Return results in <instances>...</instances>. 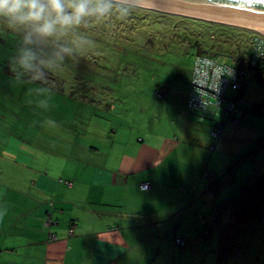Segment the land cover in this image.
Segmentation results:
<instances>
[{
  "label": "rangeland",
  "instance_id": "obj_1",
  "mask_svg": "<svg viewBox=\"0 0 264 264\" xmlns=\"http://www.w3.org/2000/svg\"><path fill=\"white\" fill-rule=\"evenodd\" d=\"M255 37L263 48L264 35L255 30L135 5L127 19L92 20L66 35L50 39L46 50L66 46L73 51L65 56L61 70L50 72L49 85L59 94L44 106L38 105L40 101L26 103L25 114L32 116L33 144L46 136L49 147L45 155L49 165L54 159L60 160L59 165H62L76 163V155L70 153L78 146L81 149L98 147L100 155L105 149L116 152L119 142L124 140L129 142V153H132V146L140 142L139 138L146 140L149 135L157 142L162 135L174 137V132H185L187 127L197 123V116L187 112L179 94L186 95L190 91L196 54L237 53L238 43L241 50L249 46L250 54ZM17 40L18 34L0 22L1 60L8 57ZM86 41H94V47ZM3 66L0 62V67ZM156 89H163L164 95L159 96ZM235 95L236 92L227 90L228 97ZM263 98L264 90L250 77L242 96V107ZM49 120H54L55 125L45 123ZM224 121L219 140L210 136L212 122L204 120L196 124L198 146L203 145L205 152L200 174L205 170L222 172L264 138V114L242 116L239 123ZM117 129L119 133L115 135ZM107 131L111 138L105 143ZM177 138L181 143L167 161L185 165L188 145L182 137L177 135ZM164 171L174 173V170ZM254 172H264V146L237 165L232 183L224 187L216 202L237 194L236 187ZM189 181L201 186L199 178L191 176ZM205 182L207 178L202 176V183ZM201 207V202L196 200L191 214ZM209 209L205 206L203 215ZM199 224L197 219L191 221L188 224L191 231L183 228L184 231L178 233L186 238V245L181 249L172 243L170 248L176 251L172 264H264V228L256 234L248 225L234 227L223 230L219 237L216 231L210 233L209 227L204 237L197 238L193 232L196 227L201 228ZM231 235L232 242L227 239Z\"/></svg>",
  "mask_w": 264,
  "mask_h": 264
},
{
  "label": "crops",
  "instance_id": "obj_2",
  "mask_svg": "<svg viewBox=\"0 0 264 264\" xmlns=\"http://www.w3.org/2000/svg\"><path fill=\"white\" fill-rule=\"evenodd\" d=\"M6 58L0 59V210L6 209L0 218V264L174 263L170 226L182 228L203 216L187 214L198 185L187 180L200 178L204 163L195 131L200 122L157 142L149 135L139 138L132 153L124 140L116 152L105 149L100 155L98 147L78 146L70 153L76 163L59 165L54 159L49 165L47 137L33 144L26 91L44 87L52 98L59 91L40 84L17 87ZM179 95L186 104L187 94ZM32 101L47 105L48 92ZM177 135L188 145L185 165L167 161L181 143ZM110 138L107 131L105 143ZM145 181L152 183L148 191L138 186ZM200 223L204 230L207 223Z\"/></svg>",
  "mask_w": 264,
  "mask_h": 264
},
{
  "label": "trees",
  "instance_id": "obj_3",
  "mask_svg": "<svg viewBox=\"0 0 264 264\" xmlns=\"http://www.w3.org/2000/svg\"><path fill=\"white\" fill-rule=\"evenodd\" d=\"M257 40L258 38L255 37L254 41L251 42L253 44L254 50L253 52H250V54L248 53L249 51H251L249 46L245 44L244 46L247 47L241 50L239 49L240 44L238 43L237 53H233V54L228 53L226 55H220V54L205 55L203 53H197L195 56V58L197 56H206L209 58H221L222 60L231 63L232 66H234L236 69H243L246 74L245 78L247 82L244 83L240 88L233 89L231 87H227L223 93V100L220 101L222 107H226L229 101H235L236 108H238L239 111L232 117L239 119L238 122H236L235 120H232L228 115H222V113H217L216 115H211V114L207 115L206 112H203L201 110L199 111L191 106L190 99L193 90V83H192L193 66H192L191 87L186 98V110L190 114L197 116V120L199 122H203L204 120H208L212 122L210 126V136L212 137L213 140H219L221 138L222 131L226 123L224 120H230L231 122L239 123L241 121L242 116L264 114V98L258 102L252 103L245 107H242L241 105L244 89L246 88V85L250 77L255 78L258 84L260 85V87L264 90V58L259 57L258 49H261L262 45ZM243 52H245L248 55L246 56L243 55L242 54ZM49 78H50V73H49ZM49 84L50 83L48 82L46 85L50 86ZM229 89L236 92L235 97L227 96V90ZM155 91L159 96L164 95L163 89H156ZM215 132L218 133L219 135L216 136L214 134ZM214 146L215 145H213V147ZM263 146H264V138L258 144L252 147L246 154H244V156L241 157L238 162L228 166L222 172L214 173L212 171L205 170L202 174H200L201 178H199V181H201L200 184L201 186L197 185L196 187H194V189L191 191V194L194 195L195 191H197L196 194L198 196L197 199H199V201L201 202L202 207L200 210H197V212L193 213V216L195 214L200 215V213L203 215V212H205L204 211L205 206H209L210 209L208 213H206L205 215L199 218L201 222L205 221L207 223V226L204 230L199 227H196L195 233L193 232V235H195V237L202 238L209 231H211L210 233H212V231L218 232L220 237L221 233H223V230L225 229L229 230L234 227L239 228L246 225L250 226L252 230L255 231L256 234L262 231V229L264 228V172H254L250 174V176H247L246 179L243 181V183L238 187H236L238 191L237 194H235L234 196H230L221 202H216V198L219 196V194L224 189V187L232 183L237 165L242 160L253 157L255 155V152ZM202 176L207 178V182L202 183ZM145 182H148L149 184L148 187L142 186V183L144 182H139L138 186L141 190L148 191L151 189L152 183L150 181H145ZM196 200L195 201L193 200L192 202L189 203L190 207L194 205ZM190 210L191 209L189 208L187 214L190 212ZM189 214H191V212ZM183 225L184 227L181 228L174 225L173 223L168 231L171 237L175 235L172 241L175 246H179L181 247V249L186 245V238L179 236L178 233L184 231L182 230L183 228H186L187 230L185 231L187 232L191 231V227L189 225L187 226L185 224ZM199 225H201V223ZM174 227L177 228V229L175 228L176 233L174 232ZM209 227L210 229L207 232L206 230ZM227 239L232 242L233 236L231 235ZM178 240H181L183 242L180 244Z\"/></svg>",
  "mask_w": 264,
  "mask_h": 264
},
{
  "label": "clouds",
  "instance_id": "obj_4",
  "mask_svg": "<svg viewBox=\"0 0 264 264\" xmlns=\"http://www.w3.org/2000/svg\"><path fill=\"white\" fill-rule=\"evenodd\" d=\"M134 9L132 0H0V22L18 34L16 45L7 57L12 82L17 87L46 85L49 73L61 70L65 56L73 51L66 46L46 50L50 39L66 35L92 20L127 19ZM86 43L94 47V41ZM43 92H48L51 101L49 89L27 88L28 102ZM45 123L55 125L54 120ZM5 214L6 209L0 210V218Z\"/></svg>",
  "mask_w": 264,
  "mask_h": 264
},
{
  "label": "built area",
  "instance_id": "obj_5",
  "mask_svg": "<svg viewBox=\"0 0 264 264\" xmlns=\"http://www.w3.org/2000/svg\"><path fill=\"white\" fill-rule=\"evenodd\" d=\"M258 50L259 57L264 58V47ZM245 77L243 69H236L231 63L221 58L197 56L193 65L191 106L206 112L207 115L217 113L228 115L238 122L239 119L232 117L239 111L235 101H229L226 107H222L220 101L223 100V93L227 87L240 88L247 82ZM214 134L219 135L216 132ZM148 185V182L142 183L143 187ZM178 242L181 244L183 241L178 240Z\"/></svg>",
  "mask_w": 264,
  "mask_h": 264
},
{
  "label": "water",
  "instance_id": "obj_6",
  "mask_svg": "<svg viewBox=\"0 0 264 264\" xmlns=\"http://www.w3.org/2000/svg\"><path fill=\"white\" fill-rule=\"evenodd\" d=\"M238 20L264 21V0H142Z\"/></svg>",
  "mask_w": 264,
  "mask_h": 264
},
{
  "label": "bare ground",
  "instance_id": "obj_7",
  "mask_svg": "<svg viewBox=\"0 0 264 264\" xmlns=\"http://www.w3.org/2000/svg\"><path fill=\"white\" fill-rule=\"evenodd\" d=\"M132 3L134 5H139L141 7L145 8H150V9H155L159 11H166L174 14H180V15H187V16H192L196 18H203L215 22H221V23H226L230 25H236L239 27L243 28H248L251 30H255L261 34L264 35V21H256V20H238V19H231L228 17H222L218 15H212V14H206V13H201L197 11H191L188 9H183L175 6H169L166 4H159V3H151V2H146L142 0H132Z\"/></svg>",
  "mask_w": 264,
  "mask_h": 264
}]
</instances>
